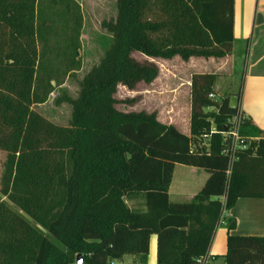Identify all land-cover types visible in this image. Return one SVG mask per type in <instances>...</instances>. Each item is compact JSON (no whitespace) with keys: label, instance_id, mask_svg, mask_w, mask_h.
I'll return each mask as SVG.
<instances>
[{"label":"trees","instance_id":"16d2710c","mask_svg":"<svg viewBox=\"0 0 264 264\" xmlns=\"http://www.w3.org/2000/svg\"><path fill=\"white\" fill-rule=\"evenodd\" d=\"M116 3V19L102 25L112 36L104 57L80 82L76 99L58 101L72 107L65 127L33 107L81 69L80 6L73 0H0V151L7 154L1 196L33 198L23 170L26 155L63 153L65 160L32 223L20 218L24 241L0 264H77L78 256L82 264H112L126 256L147 264L152 236L157 264H199L209 257L224 211L239 199H264V131L240 110L243 87L219 95L218 74H194L189 136L156 113L116 108L119 87L132 91L158 78L151 60L230 55L235 1ZM238 117L243 151L230 137ZM176 165L209 175L191 202L170 200ZM235 226L229 220L224 264H264V237L235 235Z\"/></svg>","mask_w":264,"mask_h":264},{"label":"rangeland","instance_id":"374dc122","mask_svg":"<svg viewBox=\"0 0 264 264\" xmlns=\"http://www.w3.org/2000/svg\"><path fill=\"white\" fill-rule=\"evenodd\" d=\"M80 6L82 16V28L80 31V50L79 59L81 69L79 72L71 73L63 77V85L54 84V92L50 95L48 101L43 105H36L33 109L43 117L59 126H69L72 116V107L67 103L58 105V101L65 97L76 99L80 90V82L97 66L112 42V36L103 28V22L115 20L117 17L116 0H73ZM55 10L50 12V16ZM57 11V10H56ZM55 15L59 17L60 12ZM57 34H60V28ZM233 54L228 58L219 61L220 65L207 64L204 69L215 74L220 71L219 80L216 88L219 95H234L240 91L243 86L244 75L250 61L248 55V42H235ZM135 58L144 61L145 58L140 54H135ZM170 66H160L163 73L161 79L170 87H179L180 90H191V79L196 65L186 67L184 63L178 61ZM159 67V65H157ZM159 67V69H160ZM168 69V70H167ZM169 70L174 72L169 73ZM160 71V70H159ZM149 85L140 83L134 90L119 87L116 99L118 103L116 108L124 113L131 112H151L154 108L152 103V94L149 92ZM243 89V88H242ZM170 95V91L165 93ZM172 102L166 99L165 107L162 108V115L167 116L171 112ZM186 112V108L182 112ZM186 123V119L184 121ZM47 153H54V150H42ZM40 152V151H36ZM7 154L0 151V183L6 162ZM25 177L30 181L34 196L32 199H23L18 196L9 195L2 197L0 194V262L7 261L11 252L17 248L18 244L24 241L23 229L21 228L20 218L29 223L39 208L51 196L56 177L64 172L65 160L63 153L39 154L32 153L25 156L24 165ZM206 174V173H204ZM178 180V177H177ZM179 181V180H178ZM239 208V207H238ZM237 211L243 213L242 207ZM244 214V213H243ZM245 220L243 222L244 226ZM117 264H133V257L126 256L125 262ZM212 264H223V261L213 262Z\"/></svg>","mask_w":264,"mask_h":264},{"label":"crops","instance_id":"0c3cea01","mask_svg":"<svg viewBox=\"0 0 264 264\" xmlns=\"http://www.w3.org/2000/svg\"><path fill=\"white\" fill-rule=\"evenodd\" d=\"M234 38L235 42H248V55L250 61L244 75L243 90L240 100V110L245 117L252 119L254 125L264 131V0H234ZM236 45V44H235ZM234 50V49H233ZM233 54V52L231 53ZM230 54V55H231ZM226 56L225 58H228ZM145 58V57H144ZM146 59V58H145ZM151 60V59H149ZM221 59L214 58H191L185 62L179 57L172 60H151L160 66H170L178 61L187 67L196 65L194 73H212L204 69L207 64L218 67ZM158 78L149 84V92L152 94L154 108L149 114L156 113L158 120L165 125L175 126L181 133L190 135V115H191V90H180L179 87L166 85L161 79L163 71L160 67ZM168 70V69H167ZM220 71L215 74H219ZM170 74H173L169 70ZM125 88V87H124ZM191 88V86H190ZM170 91V95L165 93ZM166 99L172 102L171 112L167 116L162 115V108L165 107ZM181 114V109H185ZM186 119V123H184ZM206 173V174H204ZM208 173L204 170L176 165L173 180L169 188L170 200L174 203L191 202L205 184ZM178 177V180H177ZM225 201V200H224ZM242 207L243 213L237 211ZM236 223L233 234L238 236L264 237V199H239L233 209L223 213L221 223L216 231L213 243L209 252V261H223L227 254V238L229 220ZM245 223V226L243 222ZM126 257L122 261L125 262ZM138 263L133 257V264ZM147 264H157V237L152 236L149 244V254Z\"/></svg>","mask_w":264,"mask_h":264},{"label":"built area","instance_id":"2783aa9c","mask_svg":"<svg viewBox=\"0 0 264 264\" xmlns=\"http://www.w3.org/2000/svg\"><path fill=\"white\" fill-rule=\"evenodd\" d=\"M210 98H214L213 95L210 96ZM241 124V118H237L234 121L233 129L230 133V137L232 138L233 148L239 149V150H245L247 148V145L245 143V140L242 139V137L239 135V127ZM210 257L206 258L203 262L201 261L199 264H207ZM112 264H117V261L112 262Z\"/></svg>","mask_w":264,"mask_h":264},{"label":"water","instance_id":"95a60500","mask_svg":"<svg viewBox=\"0 0 264 264\" xmlns=\"http://www.w3.org/2000/svg\"><path fill=\"white\" fill-rule=\"evenodd\" d=\"M236 106H237V98L233 96V97H231V100H230V108L235 109ZM77 264H82L81 256H78Z\"/></svg>","mask_w":264,"mask_h":264}]
</instances>
